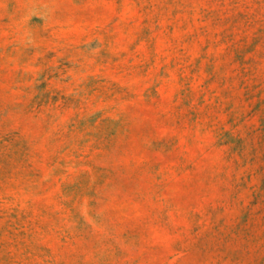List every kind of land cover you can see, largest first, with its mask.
<instances>
[{"label": "rangeland", "instance_id": "374dc122", "mask_svg": "<svg viewBox=\"0 0 264 264\" xmlns=\"http://www.w3.org/2000/svg\"><path fill=\"white\" fill-rule=\"evenodd\" d=\"M0 264H264V0H0Z\"/></svg>", "mask_w": 264, "mask_h": 264}]
</instances>
